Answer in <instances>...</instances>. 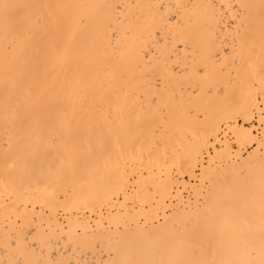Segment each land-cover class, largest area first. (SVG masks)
I'll return each mask as SVG.
<instances>
[{
	"label": "bare ground",
	"instance_id": "1",
	"mask_svg": "<svg viewBox=\"0 0 264 264\" xmlns=\"http://www.w3.org/2000/svg\"><path fill=\"white\" fill-rule=\"evenodd\" d=\"M9 2L39 5L30 11L60 24L25 45L0 21V261L126 264L209 247L229 259L248 243V221L259 247L261 0ZM249 30L253 67L232 60ZM202 62L213 69L204 81L191 73ZM53 100L58 125H92L111 150L85 140L74 160L57 145L34 162ZM145 117L168 141L150 179L134 158L143 148L148 167Z\"/></svg>",
	"mask_w": 264,
	"mask_h": 264
},
{
	"label": "snow or ice",
	"instance_id": "2",
	"mask_svg": "<svg viewBox=\"0 0 264 264\" xmlns=\"http://www.w3.org/2000/svg\"><path fill=\"white\" fill-rule=\"evenodd\" d=\"M40 7L39 5L28 3H15L9 2V0H0V21H2L3 29L6 35H10L13 41H22L27 43L28 40L38 39L40 33L47 29L49 24L59 27V20L55 17L51 19L43 18L39 15H34L30 10ZM50 7V6H44ZM261 28H260V46H261V67L260 78L262 91H264V0H261ZM243 23V22H242ZM240 27V26H238ZM240 49L237 52L234 48L232 60L238 57L242 61V66L247 65L253 67L250 63V48L254 42V35L252 31H245L243 34H239ZM227 59V58H226ZM213 69L207 63L196 64L192 67L191 73L194 77L200 81H204L208 78L210 72ZM223 70V67L220 68ZM185 72L189 69L187 66L184 68ZM57 101H52V112L50 113L49 120L46 124L37 123L36 125V141L33 145L32 156L33 161L36 162L40 159L41 155H47L57 145L63 149V153L67 154L69 158L75 159L77 149L82 141H87L91 144L93 139H96L99 143L102 152H108L111 150L112 145L103 141L102 135L97 134V130L94 126L89 125L86 128H81L79 125L73 126L71 123L57 124V113L55 111ZM155 104H159V99L153 101ZM261 124L264 125V110L261 111ZM138 125L144 127L147 132L151 133L152 139L149 142L147 149V162L148 167H144L145 153L141 148L138 154L134 157L141 165L139 175L144 176L147 172L149 175L145 179H150L152 173L156 167H163L167 162L168 157V141L164 138L166 133L163 131L164 126L160 125L159 129L152 125L150 117H145L137 121ZM160 135L157 136V132ZM147 139V137H145ZM264 146V141H261ZM7 163V157H5ZM9 167H15V162L8 165ZM61 169L52 170L49 169L50 175L59 176ZM128 182L136 181V173L128 176ZM132 183V191L138 194L139 189L137 184ZM147 190H151V185L146 186ZM261 201H260V232H259V247L254 243L255 237L251 232V222L248 221L249 231L244 233V238L248 240L243 249L239 251L237 256L233 258L224 259L217 258L219 256L218 247H209L206 250H202L198 258L193 259H176V260H129L126 264H264V176L261 178ZM127 195L125 196V203H127ZM146 203V201H142ZM49 210H55V205H49ZM23 253H18L15 258L12 255L6 261H0V264H62V262L56 261H32L27 258H21Z\"/></svg>",
	"mask_w": 264,
	"mask_h": 264
}]
</instances>
